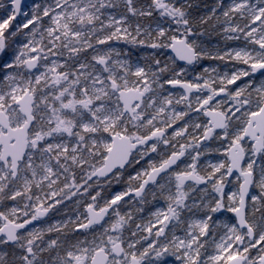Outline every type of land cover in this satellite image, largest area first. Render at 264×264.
<instances>
[{
    "label": "snow or ice",
    "instance_id": "1",
    "mask_svg": "<svg viewBox=\"0 0 264 264\" xmlns=\"http://www.w3.org/2000/svg\"><path fill=\"white\" fill-rule=\"evenodd\" d=\"M0 264H264V0H0Z\"/></svg>",
    "mask_w": 264,
    "mask_h": 264
}]
</instances>
